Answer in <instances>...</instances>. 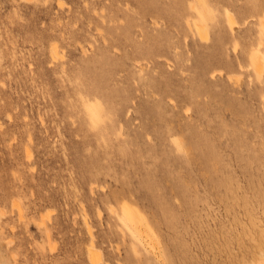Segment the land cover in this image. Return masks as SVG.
<instances>
[{
    "label": "rangeland",
    "instance_id": "obj_1",
    "mask_svg": "<svg viewBox=\"0 0 264 264\" xmlns=\"http://www.w3.org/2000/svg\"><path fill=\"white\" fill-rule=\"evenodd\" d=\"M258 53L264 0H0V264H89L84 222L99 264H247ZM125 207L156 254L132 258Z\"/></svg>",
    "mask_w": 264,
    "mask_h": 264
},
{
    "label": "bare ground",
    "instance_id": "obj_2",
    "mask_svg": "<svg viewBox=\"0 0 264 264\" xmlns=\"http://www.w3.org/2000/svg\"><path fill=\"white\" fill-rule=\"evenodd\" d=\"M232 23H233V18L232 16L229 15L228 24L230 28H231V25H234ZM198 33L200 37H204L200 28H198ZM53 55H54V58H57L58 56V52L55 47L53 50ZM253 71L255 72L256 78H258L257 81L259 82V78L261 79V75L264 74V54L262 55L258 53V55L255 57L254 63H253ZM262 81H260V83ZM14 205L18 207L17 203H14ZM123 212H124L125 221L129 222V226L132 227V229L128 230L131 234V245H132L131 246V256L132 258H140L138 256L139 251L137 250V244H140L146 252L156 254L157 245L154 240V235H152V233L150 232L146 221L143 218H141L139 215L131 212L128 207H125ZM18 215L19 217L21 216L20 209H18ZM84 225L86 228V232H88L90 236L89 237L90 242H88V246H89V243H90V246L89 247L87 246L88 248H86L87 254H88L87 257L89 258L88 259L89 264H99L98 261L101 260L100 257L102 258V255L100 256L99 253H97L98 251L95 252L93 250L92 245H95V244H92L93 236L91 237V234H92L91 227L88 223H85V222H84ZM258 248H259L260 253L257 255H254L247 264H264V242L262 245H259ZM105 264H108V262H105Z\"/></svg>",
    "mask_w": 264,
    "mask_h": 264
}]
</instances>
